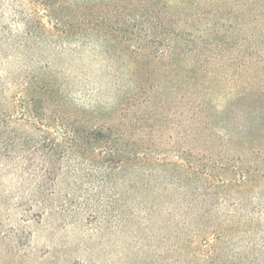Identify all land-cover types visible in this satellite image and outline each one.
I'll return each instance as SVG.
<instances>
[{
  "label": "rangeland",
  "instance_id": "obj_1",
  "mask_svg": "<svg viewBox=\"0 0 264 264\" xmlns=\"http://www.w3.org/2000/svg\"><path fill=\"white\" fill-rule=\"evenodd\" d=\"M174 1L151 9L170 37L156 51L149 35L109 36L110 16L146 0H0V43L44 51L0 58V89H19L26 70L28 89L40 75L63 89L32 132L39 151L0 157V264H154L182 247L190 205L203 203L209 220L248 196L264 203L250 191L264 177V0H194L180 15ZM193 64L205 65L203 87ZM74 127L114 142L71 139ZM52 140L64 150L46 155Z\"/></svg>",
  "mask_w": 264,
  "mask_h": 264
},
{
  "label": "trees",
  "instance_id": "obj_2",
  "mask_svg": "<svg viewBox=\"0 0 264 264\" xmlns=\"http://www.w3.org/2000/svg\"><path fill=\"white\" fill-rule=\"evenodd\" d=\"M161 2L165 6L170 4L169 0L167 2L166 0H146V3H141L139 7L128 3V6H130V8H127L129 10L128 15L122 13L109 17V36L118 38L121 34L124 35L125 39H129L132 35H149V40L155 46L156 51H161L167 45L170 37H167L166 27L161 21V17L155 15V12L151 10L153 6H158ZM173 3H171V6L175 9L177 15H180L190 6H196L194 0H176ZM42 4L47 7L51 6L48 1H43ZM113 6L118 7L117 5ZM53 18L62 20V17L57 15H54ZM180 20L177 18L174 24L179 28V35H183L184 31L180 28ZM212 26L210 33L213 35L215 25ZM30 33L31 31H28L27 35ZM121 38L123 37L121 36ZM179 39L182 40L184 37L180 36ZM182 44L180 45L182 46ZM40 47V45H31L27 41L17 44L3 42L0 43V58L10 59L12 56H16L23 59L22 61H29L35 56L40 58L44 56V51ZM35 48L39 49L37 55L34 53ZM204 67L205 65L193 64L191 68L195 84L198 87L205 86L207 78L203 72ZM40 68L44 69L43 66ZM25 73L24 77L16 83L19 89H0V157L4 159H13L15 156H23L25 153L32 156L39 151L40 147L33 145L30 149L28 146L32 139V132L45 126V123L42 122L48 118L46 102H60L63 93V89H49L50 83L45 81L42 75L37 76L38 80H36L39 89H36V86L33 89H28L27 70ZM58 106H60V103ZM82 134L94 140L107 141L109 139V142H114L111 132L108 134L100 129L86 127L83 129L74 127L69 138L75 140ZM52 142L54 146L49 147L46 155L57 154L56 151L62 152L64 150L61 147L63 146L62 143L57 144L54 140ZM44 148L46 147L44 146ZM112 148L116 150L115 147ZM52 149L56 151L52 152ZM121 160L117 158L114 163L122 162ZM31 161L32 159H29L27 168L31 165ZM109 161L112 160L109 159ZM179 168L187 170L184 172L194 177L198 174L195 169ZM24 171L27 172L25 167ZM51 174L47 167L40 174L42 176L41 181L36 183L37 191L39 190L40 194L45 192L46 181ZM28 176L36 177L38 175L28 173ZM218 187L224 191H238V189H235L237 186L228 187L224 184V181H219ZM250 191L253 195L262 198L264 194V177L256 181ZM245 192L246 190L243 191V193ZM184 194L186 195L187 192ZM189 207L193 213V218L190 222L183 221L179 230L181 232L182 229L183 231L185 229L189 230V234L185 232L182 235L179 232L178 244L182 247L175 251L161 253L154 264H264V203L254 206L251 197L248 196V198L246 197L243 201L237 203L234 215L229 216L226 214L224 217L218 215L217 218L209 220L205 219L204 214L207 209L203 203L192 204Z\"/></svg>",
  "mask_w": 264,
  "mask_h": 264
}]
</instances>
